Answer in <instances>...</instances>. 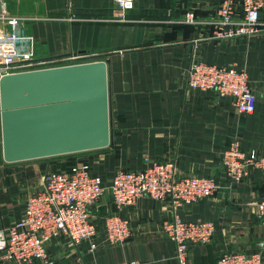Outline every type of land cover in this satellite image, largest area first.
I'll list each match as a JSON object with an SVG mask.
<instances>
[{
    "label": "crops",
    "instance_id": "0c3cea01",
    "mask_svg": "<svg viewBox=\"0 0 264 264\" xmlns=\"http://www.w3.org/2000/svg\"><path fill=\"white\" fill-rule=\"evenodd\" d=\"M218 2L134 0L118 20L113 0H5L8 15L23 23L0 21V48L30 59L85 53L104 60L109 144L65 154L64 164L89 161L105 188L117 169L142 168L145 154L175 162L180 175L211 177L218 185L212 196L177 209L185 220L215 224L209 242L189 247L188 263L214 264L224 252L259 251L264 264V224L256 212L264 198V173L250 170L235 183L222 164L235 138L244 150L264 152V5L255 35L207 38L210 26L202 22L215 16ZM189 10L197 23L185 20ZM196 58L245 69L257 96L253 113L239 112L231 97L214 90L183 89L181 73ZM64 164L46 157L6 162L0 151V230L21 216L26 197L42 188L44 173ZM106 190L91 207L98 224L95 248L88 240L73 244L58 234L47 241L53 264H178L175 242L160 232L172 217L169 202L141 196L118 210ZM115 212L128 220L130 236L111 244L102 218Z\"/></svg>",
    "mask_w": 264,
    "mask_h": 264
},
{
    "label": "built area",
    "instance_id": "2783aa9c",
    "mask_svg": "<svg viewBox=\"0 0 264 264\" xmlns=\"http://www.w3.org/2000/svg\"><path fill=\"white\" fill-rule=\"evenodd\" d=\"M116 19L124 20L134 6V0H113ZM264 0H219L215 16L205 25L210 26L207 38H236L253 36L258 29L260 10ZM23 19L10 16L5 0H0V21ZM188 23H197L194 12L185 14ZM95 60L90 54L76 53L67 56L30 59L17 56L0 48V77L5 74L30 69L70 65ZM180 85L185 90H214L217 94L232 98L236 109L244 114L255 110L257 96L249 84L245 69L234 65H220L195 59L182 71ZM2 138L0 132V151ZM140 169L119 168L111 176L108 188L102 184V176L95 173L89 161L78 159L65 167L48 170L43 175L42 188L29 194L24 202L21 216L0 230V262L10 261L27 264H53L47 252V241L63 234L73 244L83 240L90 248L97 245L96 218L91 207L109 190L115 207L119 210L134 205L141 196L155 200H166L170 204L172 217L160 226V232L175 242V257L178 264H189L187 253L191 245L207 243L215 231L212 220H185L177 209L214 194L218 185L207 176L180 175L172 161L148 159ZM224 173L231 181L239 183L250 170L264 173V152L244 150L237 138L223 152ZM259 220L264 224V198L256 204ZM105 240L122 243L130 236L129 223L119 212L105 214L102 218ZM214 264H262L259 251L224 252Z\"/></svg>",
    "mask_w": 264,
    "mask_h": 264
},
{
    "label": "water",
    "instance_id": "95a60500",
    "mask_svg": "<svg viewBox=\"0 0 264 264\" xmlns=\"http://www.w3.org/2000/svg\"><path fill=\"white\" fill-rule=\"evenodd\" d=\"M0 132L6 162L107 146L110 122L105 61L2 75Z\"/></svg>",
    "mask_w": 264,
    "mask_h": 264
},
{
    "label": "rangeland",
    "instance_id": "374dc122",
    "mask_svg": "<svg viewBox=\"0 0 264 264\" xmlns=\"http://www.w3.org/2000/svg\"><path fill=\"white\" fill-rule=\"evenodd\" d=\"M71 154H80V152L71 153ZM68 156L69 155H65L64 154V155L51 156V157H46V158L56 160L57 164L59 165V164H64L65 161L68 159ZM60 160H61V163L59 162ZM64 165H62V166H55L54 169L55 168H62Z\"/></svg>",
    "mask_w": 264,
    "mask_h": 264
},
{
    "label": "trees",
    "instance_id": "16d2710c",
    "mask_svg": "<svg viewBox=\"0 0 264 264\" xmlns=\"http://www.w3.org/2000/svg\"><path fill=\"white\" fill-rule=\"evenodd\" d=\"M72 163V162H71ZM68 164H70V162H67L66 165H64L63 167L67 166Z\"/></svg>",
    "mask_w": 264,
    "mask_h": 264
}]
</instances>
